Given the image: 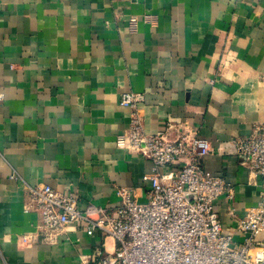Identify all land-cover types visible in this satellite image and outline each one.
<instances>
[{"label":"crops","instance_id":"1","mask_svg":"<svg viewBox=\"0 0 264 264\" xmlns=\"http://www.w3.org/2000/svg\"><path fill=\"white\" fill-rule=\"evenodd\" d=\"M127 91L143 97L146 133L187 122L209 141L206 171L235 189L216 211L242 239L234 227L264 182L235 147L264 125V0H0V264H97L113 249L87 221L45 242L27 186L83 211L117 205L124 186L146 201L154 164L116 142Z\"/></svg>","mask_w":264,"mask_h":264},{"label":"built area","instance_id":"2","mask_svg":"<svg viewBox=\"0 0 264 264\" xmlns=\"http://www.w3.org/2000/svg\"><path fill=\"white\" fill-rule=\"evenodd\" d=\"M142 98L134 91L122 95L120 103L131 109V119L116 142L154 164L143 177L146 201H140L137 188L124 186L117 189V205H90L83 211L71 194L49 184L28 185L29 207L41 216L39 235L54 244L68 225L87 221L89 235L101 230L115 240L107 254L97 249L87 257L97 264H264V182L258 204L234 227L239 240L224 229L215 208L222 198L233 201L235 189L226 177L206 171L209 141L187 122H169L146 133ZM235 147L251 181L264 178V125L237 139Z\"/></svg>","mask_w":264,"mask_h":264},{"label":"water","instance_id":"3","mask_svg":"<svg viewBox=\"0 0 264 264\" xmlns=\"http://www.w3.org/2000/svg\"><path fill=\"white\" fill-rule=\"evenodd\" d=\"M142 200H143V199H141L140 201L143 202Z\"/></svg>","mask_w":264,"mask_h":264}]
</instances>
